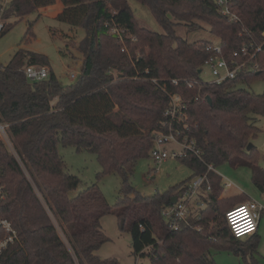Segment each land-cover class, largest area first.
Returning a JSON list of instances; mask_svg holds the SVG:
<instances>
[{
	"label": "trees",
	"instance_id": "obj_1",
	"mask_svg": "<svg viewBox=\"0 0 264 264\" xmlns=\"http://www.w3.org/2000/svg\"><path fill=\"white\" fill-rule=\"evenodd\" d=\"M134 1L148 8L164 34L141 26L127 0H59L62 9L55 19L83 28L87 36L78 47L83 57L80 75L69 86H62L52 72L41 82L29 81L23 68L46 67L48 61L23 49L7 65H0V123L8 126L15 153L0 142V185L6 192L0 218L10 221L21 237V244L9 253L10 258L14 254V263L23 260L20 250L25 244L31 253L29 264H118L96 255L108 241L101 219L109 214L124 221L120 229L130 237L132 254L148 256L150 264H214L211 251L223 248L225 241L239 248L251 241L242 243L225 221L220 224L229 202L219 199L221 178L207 167L215 170L228 163L248 168L253 185L264 194L258 152L254 147L247 150L258 133L257 118L264 116V93L235 88L239 82L264 79V0H230L237 21L222 16L214 0ZM55 2L11 0L2 13L0 37L10 30L11 18L17 22ZM197 22L208 26L226 60L242 42L262 44L254 59L258 68L222 84L202 82L198 71L210 55L204 48L216 41L188 43L174 30L183 24L195 29ZM114 27L121 41L111 34ZM171 80L179 84L171 86ZM164 84L186 105L185 134L200 155L179 159L192 170L189 179L162 194L143 197L130 179L136 163L149 156L154 134L164 131L168 106L160 89ZM178 129L183 131L182 126ZM58 145L93 154L102 169L98 177H119L122 196L115 209L107 205L96 184L70 196L81 182L66 171ZM204 175L202 190L208 186L210 191L199 194L203 208L188 219V226L170 231L161 210L171 206L172 198L194 178ZM253 240L255 249L259 240Z\"/></svg>",
	"mask_w": 264,
	"mask_h": 264
},
{
	"label": "rangeland",
	"instance_id": "obj_2",
	"mask_svg": "<svg viewBox=\"0 0 264 264\" xmlns=\"http://www.w3.org/2000/svg\"><path fill=\"white\" fill-rule=\"evenodd\" d=\"M127 3L141 26L152 32L164 34L163 29L156 23L148 8L139 5L134 0H127ZM59 9L60 3L57 0L56 5L51 8H42L17 22H15V18H11L8 21L12 24L10 30L0 37V65H7L15 53L19 49H23L44 56L48 61L46 68L49 74L52 72L62 86L75 83L80 75V65L83 60L78 47L86 41L87 36L83 28H72L57 21L53 15ZM197 23L199 27L195 29H189L186 24L175 27L176 36L188 43L216 41L209 33L206 24ZM28 30L30 31L28 32ZM200 70L199 75L202 82H215L209 67L202 66ZM72 75H74V78L71 77ZM235 88H241L254 94H262L264 93V79L254 78L249 83L239 82ZM257 119L258 133L255 138L249 140L248 146L251 145L256 148L258 152L257 165L259 168L264 169V116ZM4 144L10 153L15 154L10 138L9 142ZM172 149L176 151L177 147H166L167 152ZM57 151L65 163L66 171L79 178L81 182L77 189L70 194L71 197L88 186L96 184L107 205L111 209L117 207L118 198L122 196L120 193V179L117 175L106 174L98 177V174L102 172L101 166L96 157L89 152H76L72 147L61 145H58ZM214 174L222 179L223 184H232L241 193L239 197L245 196L247 198V200L237 199L238 195L235 196L236 194H231L235 197L224 198L229 202L224 206V208L226 207L224 212L230 208L242 206L249 201L256 202L261 209L258 233L260 241L257 247L255 249L251 247L255 242L254 238L241 248L225 241L223 248L214 250L211 253L215 261L214 264H264V197L259 194L253 185L251 171L245 167L235 168L226 163L216 167ZM191 176L192 170L179 159H167L158 166L148 156L136 163L130 183L141 196L150 197L179 186ZM226 191L228 193L229 189H226ZM191 212H193L191 216L194 217L197 212L195 206H193ZM224 219L225 216L220 217L222 226L224 225ZM120 222L116 214L102 217L101 230L108 241L101 246L96 255L101 259H116L118 264H150L148 256L139 258L132 254L130 237L128 233L120 229ZM213 225L212 221L211 226ZM58 231L62 240L67 243L61 230ZM22 255L23 260L16 263H14V254L11 255V262H8V264H29L27 252L26 254L22 253Z\"/></svg>",
	"mask_w": 264,
	"mask_h": 264
},
{
	"label": "built area",
	"instance_id": "obj_3",
	"mask_svg": "<svg viewBox=\"0 0 264 264\" xmlns=\"http://www.w3.org/2000/svg\"><path fill=\"white\" fill-rule=\"evenodd\" d=\"M11 0H0V33L4 30V22L2 21V13ZM220 14L227 17L229 21L237 18L230 11V0H214ZM111 34L120 37V31L117 28L111 29ZM264 40V33L262 34ZM263 45L251 42L247 44L242 42L240 48L234 52L230 60L222 57V48L220 42L205 46L204 50L210 55L204 62L203 66L210 69L211 75L214 77L216 84H222L225 81H231L238 77L239 74L254 71L258 68L254 63V59L261 52ZM124 51V50H122ZM25 77L31 82H41L49 76L46 67L38 65H28L23 68ZM74 78V75L71 76ZM153 83H157L153 80ZM179 84L177 80H171L170 85L176 87ZM191 86V85H190ZM162 92L168 98V106L163 113L165 122L163 123L164 131L154 134L153 147L149 152L150 158L155 165H160L167 159H182L186 155L191 154L199 158L200 151L193 139L185 134L189 127L185 124L186 105L181 96L174 93L168 88L167 84L160 86ZM182 126L183 131L178 127ZM0 142L8 143V126L0 123ZM177 147V150L167 152L166 147ZM208 171H214L211 166L207 167ZM206 182V175L194 178L187 184L185 190L180 193L174 205L165 207L161 210L160 215L170 231H178L182 225L188 226V219L192 217L193 206L196 209L203 208V202L199 194L207 193L210 188L207 186L202 190L203 183ZM6 192L0 185V201H4ZM243 211V216L236 219L233 223V214ZM260 207L256 202H248L242 206L230 208L225 212V221L231 235L238 240L248 239L256 235L258 231V223L260 219ZM244 223L248 225L242 231L238 230L237 225ZM21 242V237L14 229L11 222L5 218H0V264H8L9 253L17 247Z\"/></svg>",
	"mask_w": 264,
	"mask_h": 264
},
{
	"label": "crops",
	"instance_id": "obj_4",
	"mask_svg": "<svg viewBox=\"0 0 264 264\" xmlns=\"http://www.w3.org/2000/svg\"><path fill=\"white\" fill-rule=\"evenodd\" d=\"M59 1V0H58ZM56 3H57V0H56V2H55V5H56ZM60 3V2H59ZM54 6V5H53ZM52 6H50V7H46V8H43V9H47V8H51ZM61 9H62V5H61V3H60V9H59V11H56L55 13H54V17L61 11ZM221 185L223 186V191H222V193H221V196H220V199H224V198H227V197H235V196H239V194H241V193H239L238 192V190L235 188V187H233L232 186V184H230V183H226V184H223V181H222V179H221ZM226 189H229V192L228 193H226L227 191H226ZM259 192V191H258ZM231 194H236L235 196L234 195H231ZM260 194V193H259ZM260 195H262L263 197H264V194H260ZM259 229H260V219H259V223H258V231H257V233H256V235H254L253 237H250V238H248V239H242V240H240L241 242H247L249 239H253V238H258V240L260 241V236L258 235V233H259ZM23 248V249H22ZM22 248H21V250L20 251H22V253L23 254H26V252H27V255H28V260H29V262H30V260H31V253H30V251H29V249L27 248V246L25 245V244H23L22 245ZM16 251V253H18V251L19 250H15ZM14 251V252H15ZM25 252V253H24ZM212 252H214V251H211V253ZM11 261V258H10V255H9V258H8V262H10ZM215 262V261H214Z\"/></svg>",
	"mask_w": 264,
	"mask_h": 264
},
{
	"label": "clouds",
	"instance_id": "obj_5",
	"mask_svg": "<svg viewBox=\"0 0 264 264\" xmlns=\"http://www.w3.org/2000/svg\"><path fill=\"white\" fill-rule=\"evenodd\" d=\"M243 216V211L239 212V213H234L233 214V223L236 222V219L239 218V217H242ZM245 227H248V225L244 224V223H241L240 225H237V228L238 230H243Z\"/></svg>",
	"mask_w": 264,
	"mask_h": 264
},
{
	"label": "water",
	"instance_id": "obj_6",
	"mask_svg": "<svg viewBox=\"0 0 264 264\" xmlns=\"http://www.w3.org/2000/svg\"><path fill=\"white\" fill-rule=\"evenodd\" d=\"M200 73H201V70L198 71V74H200ZM207 102H208V104H210V103H211V100H210L209 98H207ZM251 148H252V146L250 145V146L247 147V150H249V149H251ZM178 197H179V196H174V197L172 198V200H171V205H174V204L176 203ZM123 225H124V221L121 220V222H120V227L122 228Z\"/></svg>",
	"mask_w": 264,
	"mask_h": 264
},
{
	"label": "bare ground",
	"instance_id": "obj_7",
	"mask_svg": "<svg viewBox=\"0 0 264 264\" xmlns=\"http://www.w3.org/2000/svg\"><path fill=\"white\" fill-rule=\"evenodd\" d=\"M224 221H225V219H224ZM225 224H226V221H225ZM226 226H227V224H226ZM229 230V229H228Z\"/></svg>",
	"mask_w": 264,
	"mask_h": 264
}]
</instances>
